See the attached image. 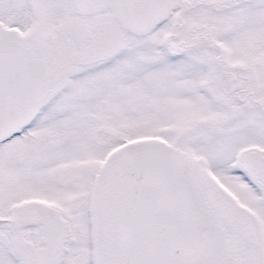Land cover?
Here are the masks:
<instances>
[{"label":"snow or ice","instance_id":"snow-or-ice-1","mask_svg":"<svg viewBox=\"0 0 264 264\" xmlns=\"http://www.w3.org/2000/svg\"><path fill=\"white\" fill-rule=\"evenodd\" d=\"M0 264H264V0H0Z\"/></svg>","mask_w":264,"mask_h":264}]
</instances>
